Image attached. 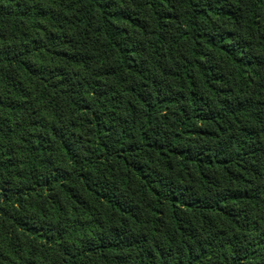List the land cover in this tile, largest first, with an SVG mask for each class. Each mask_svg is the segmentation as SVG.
<instances>
[{"label": "trees", "instance_id": "1", "mask_svg": "<svg viewBox=\"0 0 264 264\" xmlns=\"http://www.w3.org/2000/svg\"><path fill=\"white\" fill-rule=\"evenodd\" d=\"M0 264H264V0H0Z\"/></svg>", "mask_w": 264, "mask_h": 264}]
</instances>
